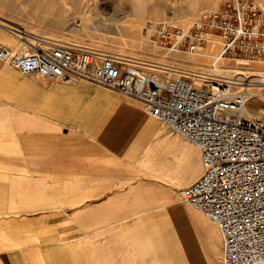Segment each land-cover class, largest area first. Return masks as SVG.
<instances>
[{
	"label": "crops",
	"instance_id": "crops-1",
	"mask_svg": "<svg viewBox=\"0 0 264 264\" xmlns=\"http://www.w3.org/2000/svg\"><path fill=\"white\" fill-rule=\"evenodd\" d=\"M159 122L112 89L0 60V264H214L217 238L221 262L218 225L181 195L201 151Z\"/></svg>",
	"mask_w": 264,
	"mask_h": 264
},
{
	"label": "built area",
	"instance_id": "built-area-1",
	"mask_svg": "<svg viewBox=\"0 0 264 264\" xmlns=\"http://www.w3.org/2000/svg\"><path fill=\"white\" fill-rule=\"evenodd\" d=\"M147 29L167 60L17 26L9 30L24 50L0 41V60L25 75L81 78L143 102L201 151L202 173L182 196L218 224L221 263L264 264V119L245 112L257 81L220 71L227 58L264 61V10L256 0H231L187 28ZM212 36L218 46L207 68L177 56L203 53Z\"/></svg>",
	"mask_w": 264,
	"mask_h": 264
},
{
	"label": "rangeland",
	"instance_id": "rangeland-1",
	"mask_svg": "<svg viewBox=\"0 0 264 264\" xmlns=\"http://www.w3.org/2000/svg\"><path fill=\"white\" fill-rule=\"evenodd\" d=\"M228 1L231 0H139L133 11L122 10L106 15L79 8L78 4H71L70 0H0V23L3 20L11 26L29 31L64 35L74 40L127 50L141 54L146 59L160 61L157 57L162 55V49L160 51L153 41H149L146 27L158 23L185 26ZM256 1L264 10V0ZM181 17L187 20L182 23L174 22ZM0 30L9 35L3 29ZM4 42L12 44L7 40ZM153 47L155 50H152ZM260 64L258 70L264 71V63ZM247 66H239V68L243 71L253 69L250 65ZM256 77L259 76H251V78ZM259 90L262 91L264 88L256 87L253 93ZM251 101L253 97L249 103ZM254 113L264 119V113L260 114L256 111ZM159 123L162 125V122ZM198 157L200 159V155ZM181 189L177 191V197ZM192 215L196 218L194 214ZM215 245L214 264H222L218 259L221 240L217 238Z\"/></svg>",
	"mask_w": 264,
	"mask_h": 264
},
{
	"label": "bare ground",
	"instance_id": "bare-ground-1",
	"mask_svg": "<svg viewBox=\"0 0 264 264\" xmlns=\"http://www.w3.org/2000/svg\"><path fill=\"white\" fill-rule=\"evenodd\" d=\"M70 1H71V4H74V5L78 4L79 8H85L88 11H91V12H94V13L108 15V14H110L112 12L122 11V10H124V11H128V10L131 11L132 10L133 11V8L136 5V2L139 1V0H70ZM216 9H213L212 11H215ZM212 11H210V12H212ZM200 18H197V19L193 20L192 22H190L189 24H187V25H185L183 27H186V28L189 27L191 25V23H193L196 20H199ZM186 20H187V18L181 17L178 20H175L174 22L182 23V22H185ZM1 21H2V23H0L1 24L0 28L6 30L11 36H13L14 38H16L18 40V38L14 36L15 34L11 30H9V26H11V24L8 23V22H4L3 20H1ZM150 26L153 27L155 25H150ZM149 27H146V29L149 28ZM33 32H35V31H33ZM149 32H150V30L147 29L148 39L151 42L150 37H149ZM36 33L44 34V35L52 36V37L53 36H60V38H63V39L74 40V39H72L70 37H67V36H64V35H59V34H48V33H40V32H36ZM212 38H213V41L208 43V45H207V47H206V49L204 50L203 53H202V51H201L200 54L193 53L192 51H187V52H179L177 54V56L179 58L184 59L185 61L192 62L193 65H198L200 63V64H202V66L204 68H207L208 66H205V64L206 65L209 64V62L211 61V58H212L211 55L215 54V52L217 50V46H218L217 41H216L217 40V36H212ZM77 41H81V40H77ZM1 42H3V41H1ZM84 42H86V41H84ZM3 43H5V42H3ZM18 43L19 44L16 47L13 46L14 49L18 50L20 52H23L22 50H24V49H23L22 43L19 42V40H18ZM154 45L158 46L160 48V51H161V47L159 46V44L157 45V44L154 43ZM150 46L152 47V45H150ZM150 49H152V48H150ZM152 50H155V48L153 47ZM122 51L129 52L127 50L126 51L122 50ZM129 53L135 54L134 52H129ZM136 54L138 56L143 57L141 54H138V53H136ZM157 59H159L160 61L167 60L166 58H163L161 56H158ZM222 63H225L227 65L226 67H221L220 71H222V72H226V73H229V74L243 73V74L247 75L248 77L259 76V77L253 78V80H256L257 82L254 83L253 86L251 87L252 92H253V89L256 88V87L264 88V71L258 70V69H260L259 68L260 65H261L260 63H264V61H262V62L261 61H255L254 62V61H249L247 59H242V58H238L235 61H233L232 59L227 58V59L222 60ZM232 63H234L235 65H232ZM247 65H250L251 68H253V69L246 70V71L240 70L239 66L248 67ZM233 67H235V68H233ZM217 68H219V67H217ZM58 78H60V77H58ZM78 79H80V78H78ZM252 97H253V101H251L250 103L248 102L246 104V106H245L246 114L247 115L255 114L254 113L255 111L257 113H260V114L264 113V90H262V91L259 90L257 92H254ZM136 100H138V99H136ZM182 190H181V195H182ZM182 198H183V196H182ZM183 200L186 201L184 198H183ZM186 202L189 203V201H186Z\"/></svg>",
	"mask_w": 264,
	"mask_h": 264
}]
</instances>
